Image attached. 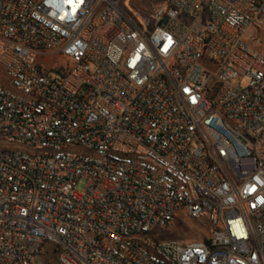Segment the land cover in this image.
Instances as JSON below:
<instances>
[{"label":"built area","instance_id":"built-area-1","mask_svg":"<svg viewBox=\"0 0 264 264\" xmlns=\"http://www.w3.org/2000/svg\"><path fill=\"white\" fill-rule=\"evenodd\" d=\"M130 2L0 0V264H264V0Z\"/></svg>","mask_w":264,"mask_h":264},{"label":"rangeland","instance_id":"rangeland-1","mask_svg":"<svg viewBox=\"0 0 264 264\" xmlns=\"http://www.w3.org/2000/svg\"><path fill=\"white\" fill-rule=\"evenodd\" d=\"M155 4L153 0H131L130 5L132 8L137 9L138 7H142L145 9H149ZM46 66L51 69L50 74L53 76H58L56 73V69L59 67L60 60L58 58H54L53 56L44 58ZM239 80L234 83H238ZM0 83L6 84L7 78L3 74V71L0 67ZM242 86L247 85V79L243 78L240 80ZM85 180H80L77 183V189L81 190L85 187ZM203 230L199 229L197 226L192 225L191 222H179L173 225L169 229L159 231L158 238L161 241H169L173 240L180 244H187L192 241H196L199 238H203V234L201 233ZM54 245H47L40 255V259L35 264H58L57 263V255L53 254L51 250L54 249Z\"/></svg>","mask_w":264,"mask_h":264},{"label":"trees","instance_id":"trees-1","mask_svg":"<svg viewBox=\"0 0 264 264\" xmlns=\"http://www.w3.org/2000/svg\"><path fill=\"white\" fill-rule=\"evenodd\" d=\"M154 3L161 2V0H153Z\"/></svg>","mask_w":264,"mask_h":264}]
</instances>
